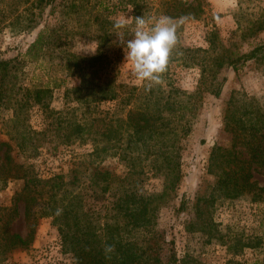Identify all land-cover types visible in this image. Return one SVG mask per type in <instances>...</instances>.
Segmentation results:
<instances>
[{
    "label": "trees",
    "instance_id": "trees-1",
    "mask_svg": "<svg viewBox=\"0 0 264 264\" xmlns=\"http://www.w3.org/2000/svg\"><path fill=\"white\" fill-rule=\"evenodd\" d=\"M1 2V12L7 18L15 14L19 6L26 4L22 7L28 13L25 19L18 22L21 16L18 12L14 21L22 30L36 28L46 8H49L47 14L53 15L59 7L61 13L64 10L76 12L82 7L77 0ZM125 4L132 8L133 21L146 14L144 0H125ZM202 10L201 0H196V4L193 0H167L161 11L173 19L183 17L191 20L198 18ZM105 20L111 23L108 19H101V25ZM66 28V24L60 26L45 22L28 45L25 57L0 58V112L7 114L1 122L9 140H14L18 149L29 155L38 153L45 143H53L56 148L75 142L91 144V152L97 157L118 154L127 168L123 176L95 167L88 175L87 184L92 194L108 193L106 199L109 208L115 212L111 217L115 220L99 221L97 213L84 203L83 193L75 185L74 179L77 178L65 181L62 173L44 178L34 171L31 164L16 162L11 155L10 143L0 141V188H4L9 180L22 181L12 196L11 206L0 207V251L28 247L37 218L50 216L57 227L61 247L70 254L72 264H204L187 253L178 257L172 240L155 235L158 209L162 205H170L173 199L171 192L175 191L180 179V141L191 131V119L196 115L201 93L208 91L214 96L219 95L222 88L218 77L220 69L231 67L236 72L248 60L264 58V39L251 45L249 50L241 51L233 43L227 47L221 42L216 43L214 32L208 33L206 49L196 47L189 50L194 53L190 58L179 57L184 65H201L196 88L189 92L170 81L166 83L167 87L154 84L150 88L148 84L136 86L116 81L113 75L116 57L104 47L107 36L100 35L93 55L81 56L65 51V68L77 82L64 89L65 107L54 110L48 102L51 90L39 85L24 87L19 83L20 72L26 60L37 61L47 50L62 44L67 39ZM259 30L264 31V23L254 31ZM251 32L240 35L247 38ZM205 52L207 56H196ZM162 75L170 78L168 66ZM117 99L121 103L125 101L124 107L116 106L104 111L95 106ZM70 101L78 107L68 105ZM33 105L43 113L40 129L26 122L27 110ZM80 108L84 109L83 116H78ZM238 110L224 117L225 129L235 135L233 139L240 140L250 159L241 158L235 144L217 153L215 160L220 164L221 172L215 188L238 193L249 190L252 199L264 205V188L250 181L252 163L264 169V108L249 107L244 103ZM216 152L217 149L212 154ZM147 172L162 176L160 190L148 191L143 187ZM45 188L47 197L41 200L40 191ZM94 199L98 197L94 196ZM213 202L212 195L196 197L194 213L185 226L188 232L192 231L194 224L199 225L200 230L204 229L203 222L209 223L212 219ZM20 203L28 221L26 238L8 232L9 223L18 214ZM183 204L179 210H183ZM57 209L62 210L60 214H56ZM119 216L123 217L122 223H118ZM105 245L114 246V251L106 253Z\"/></svg>",
    "mask_w": 264,
    "mask_h": 264
},
{
    "label": "rangeland",
    "instance_id": "rangeland-1",
    "mask_svg": "<svg viewBox=\"0 0 264 264\" xmlns=\"http://www.w3.org/2000/svg\"><path fill=\"white\" fill-rule=\"evenodd\" d=\"M2 1L6 3V0ZM77 1L82 5L78 11L64 10L61 13L59 7L52 15L47 14L49 8H46L43 17L38 19L36 28L23 30L19 29L21 26L17 27L14 21L18 12L21 13L18 22L25 19L28 13L22 7L26 4L19 6L16 13L8 18L0 9V58L3 59L25 57L28 45L35 39L45 22L60 26L66 24L68 35L65 42L47 50L37 61L26 60L19 79V83L24 87L33 85L48 87L51 90L49 106L54 110L65 107L64 89L72 87L77 82L76 77L65 68V51L81 56L93 55L97 50L98 37L103 34L107 36L105 49L116 57L114 79L136 86L148 84L146 81H138L133 76L131 62L126 60L127 49L119 41L120 37L125 41L133 38L132 30L135 23L132 8L124 5L125 0ZM166 1L144 0L147 8L145 19L151 18L154 21L162 16L164 13L161 10ZM201 3L203 10L200 11L198 18L184 20L178 27L179 43L170 57L174 60H169L168 64L170 78L162 75L160 83L162 87H167L166 83L170 81L184 91L192 92L196 88L201 65H184L179 57L190 58L194 53H190L189 50L196 47L206 49L208 33L214 32L216 43L221 42L225 47L233 43L241 51L249 50L251 45L264 39V31H254L260 23H264V0H201ZM193 4H196V0H193ZM1 5L0 0V7ZM122 17L132 18L129 26L116 29L112 20L116 21ZM101 19H108L111 23L105 20L102 23L104 25H101ZM250 31L252 34L247 38L241 37L242 32L248 34ZM201 55L208 54L206 52L196 54L197 57ZM218 77L222 82L219 95L214 96L208 91L201 93L196 115L191 119V131L180 141V179L176 183L175 191L171 192L173 197L171 204L162 205L158 209L155 235L172 240L178 257L187 253L200 263L264 264V205L254 201L249 190L238 193L233 190L226 191L225 188H215L216 179L221 172L220 164L215 160L217 153L226 151L235 144L234 148L239 152V156L245 160L250 159L244 146L239 143L240 140L233 139L235 135L225 129L224 117L237 113L238 108L241 109L244 103L249 107L264 108V58L248 60L236 72L231 67H224L218 71ZM67 104L78 107L74 101ZM124 104L125 101L121 103V100L117 99L95 106L106 111L116 106L122 108ZM27 113L26 122L33 128L40 129L43 113L37 105L31 106ZM77 113L78 116H83L84 109H78ZM2 117L6 118L7 114L0 112V141L10 143L11 155L16 162L31 164L34 171L44 178L56 173H62L65 181L77 178L74 179L75 185L81 189L84 203L97 213L99 221L115 220L111 218L115 212L109 208L106 199L108 193L92 194L93 191L87 184L88 175L95 167L123 176L127 168L125 161H122L118 154L97 157L91 152V144L75 142L69 146L58 145L56 148L53 143H45L39 148L38 153L29 155L21 152L14 140H9L1 122ZM215 149L217 152L213 155ZM250 170L252 174L250 181H255L264 188V169L252 163ZM162 182L161 175L147 172L142 184L148 191H157L160 190ZM21 183V180L13 179L9 180L4 188H0V207L11 206L12 196ZM97 192H100L99 189ZM198 195L214 197L211 207L212 219L209 223L203 222V230L194 224L192 231L188 232L185 226L194 213L193 205ZM94 196L98 199H94ZM39 197L41 200L46 199L47 188L40 191ZM181 203H184L183 210H179ZM122 222L123 217L119 216L118 223ZM8 232L18 233L23 238L28 236V221L25 219L21 203L18 214L9 223ZM0 264H72V258L61 247L53 218L42 216L36 220L29 246L0 251Z\"/></svg>",
    "mask_w": 264,
    "mask_h": 264
},
{
    "label": "clouds",
    "instance_id": "clouds-1",
    "mask_svg": "<svg viewBox=\"0 0 264 264\" xmlns=\"http://www.w3.org/2000/svg\"><path fill=\"white\" fill-rule=\"evenodd\" d=\"M132 18L122 17L114 22L116 29L129 26ZM186 18L173 19L162 15L154 21L144 16L134 18L135 27L132 39L126 41L120 37V44L126 49V60L131 62L132 74L138 81L153 84L162 83V74L167 70L170 57L176 50L179 38L178 27ZM62 210L57 209L56 214ZM114 251V246L105 245V252Z\"/></svg>",
    "mask_w": 264,
    "mask_h": 264
}]
</instances>
